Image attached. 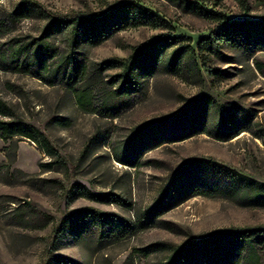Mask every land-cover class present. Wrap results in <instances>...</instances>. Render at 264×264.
I'll return each instance as SVG.
<instances>
[{
  "label": "rangeland",
  "instance_id": "1",
  "mask_svg": "<svg viewBox=\"0 0 264 264\" xmlns=\"http://www.w3.org/2000/svg\"><path fill=\"white\" fill-rule=\"evenodd\" d=\"M19 1L0 0V97L14 112L0 111V119L16 118L37 126L66 163L53 169L42 167L52 158L37 142L21 136L8 141L0 137V264H45L54 254L80 264H155L160 253L140 258L133 253L134 246L158 240L180 243L186 234L217 228L264 226V207L200 194L166 211L161 216L164 223L105 246L96 245L91 237L82 241L69 226L60 229L65 214L84 206L132 216L136 209L154 202L172 174L198 157L213 158L264 181V139L256 135L260 131H243L223 141L208 133L177 140L181 129H168L166 142L144 152L138 166L117 158L127 154L134 132L182 115L190 100L204 95L221 105L233 104L236 112L243 110L252 116L255 130L264 128V75L252 57L229 45H223L222 55L201 58L197 49L200 37L217 32L223 25L177 0H136L167 19L172 27H130L98 45L77 49L76 56L83 65L76 77L62 76L66 37L56 33L45 38L50 51L39 75H33L5 62L18 45L36 42L45 23L36 16L16 23L7 18V12ZM38 1L58 17L93 14L124 0ZM195 1L227 14L229 20L264 15V0H248L247 10L237 0ZM161 35L191 38L188 43L195 55L186 60V69L175 73L160 68L143 75L129 95L119 93L115 76L122 68L98 66L108 60L128 64L135 47ZM179 46L168 47L166 58H171ZM256 56L264 61V51ZM86 87L89 92L80 102L77 93ZM78 184L95 194H122L133 207L80 196L75 190ZM40 212L50 217H42ZM259 251L264 264V245Z\"/></svg>",
  "mask_w": 264,
  "mask_h": 264
},
{
  "label": "trees",
  "instance_id": "2",
  "mask_svg": "<svg viewBox=\"0 0 264 264\" xmlns=\"http://www.w3.org/2000/svg\"><path fill=\"white\" fill-rule=\"evenodd\" d=\"M203 17L217 21L223 26L208 35H202L197 43L201 58L207 55H222L223 45L242 50L254 59L255 67L264 75V61L256 56L264 51V15L253 19L229 20L227 14L209 9L195 0H177ZM247 10L248 0H237ZM39 17L45 21L36 42L18 45L12 50L9 62L17 64L22 70L39 75V69L46 63L50 51L45 46V38L60 33L66 37L67 52L63 56V78L76 77L83 61L77 56V49L86 45H98L117 32L138 26L172 27V24L157 12L147 8L136 0H124L117 5L93 14L53 16L38 0H20L7 12V18L14 23L28 17ZM3 22H1V25ZM187 35H161L152 38L146 45L134 48L128 64L108 60L101 63V69L119 66L122 72L115 77L119 81L117 91L130 94L131 89L139 85L143 75L156 70L170 69L182 73L186 60L195 55V49ZM180 45L171 58H166L168 47ZM89 92L86 87L77 93L80 102L83 94ZM0 111L13 115V110L0 97ZM182 115L153 122L131 136L125 156L117 155L120 161L138 166L143 153L164 142L168 129L179 128L177 140H184L199 133H208L219 140L228 141L243 131L254 132L264 139V128L255 130L252 116L243 110L235 111L233 104L223 105L211 96L204 95L190 100ZM257 125V124H256ZM260 127V125H258ZM173 133V132H172ZM14 136L28 137L38 143L40 148L51 156L52 160L42 164L49 169L57 165L64 166L66 161L50 142L46 134L37 126L21 119H0V137L5 141ZM80 196L103 202L116 203L132 208L133 203L122 194L107 192L95 194L83 184H78ZM222 197L242 201L256 207H264V181L242 173L210 157H198L190 160L169 178L167 186L144 208L135 210L132 216H123L118 212L84 206L71 210L62 218L60 229H75L82 241L89 237L96 245H107L131 238L140 232L155 227L164 221L161 216L174 205L196 195ZM42 217H50L40 212ZM59 234L56 236L58 239ZM264 245V226L225 227L206 231L198 235L186 234L180 243L158 240L142 246H134L133 253L149 257L160 253L161 258L155 264H263L259 251ZM45 264H80L69 257L54 254Z\"/></svg>",
  "mask_w": 264,
  "mask_h": 264
}]
</instances>
